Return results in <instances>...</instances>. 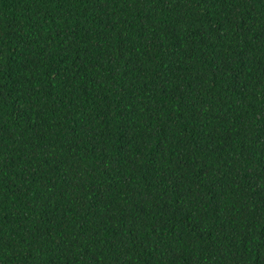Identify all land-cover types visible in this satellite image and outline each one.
I'll return each instance as SVG.
<instances>
[{
	"label": "trees",
	"instance_id": "16d2710c",
	"mask_svg": "<svg viewBox=\"0 0 264 264\" xmlns=\"http://www.w3.org/2000/svg\"><path fill=\"white\" fill-rule=\"evenodd\" d=\"M0 264H264V0H0Z\"/></svg>",
	"mask_w": 264,
	"mask_h": 264
}]
</instances>
